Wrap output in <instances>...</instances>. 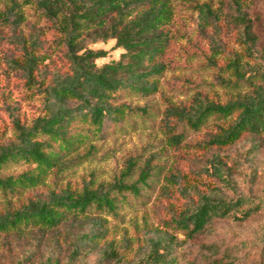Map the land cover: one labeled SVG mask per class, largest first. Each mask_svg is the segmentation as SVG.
Instances as JSON below:
<instances>
[{
  "label": "trees",
  "instance_id": "obj_1",
  "mask_svg": "<svg viewBox=\"0 0 264 264\" xmlns=\"http://www.w3.org/2000/svg\"><path fill=\"white\" fill-rule=\"evenodd\" d=\"M7 2L0 19L11 26L10 40L20 52L8 60V66L42 98L41 114L29 125L13 117L14 139L0 145V198L6 202L5 207L0 206V243L8 255L7 264H178L181 242L167 233L148 238L137 258L130 257L129 243L101 245L107 237V217L118 218L120 202L128 203L124 192L141 196L139 184L147 185L153 171L150 163L130 184L124 178L133 172L132 162L123 178L109 185L91 181L80 192L54 187L46 194L28 197L19 207H13L10 200L45 186L49 175L58 176L93 158L95 142L107 134L109 124H119L127 114L128 107L118 104L122 94L149 96L158 90L170 46L172 0H35L58 34L57 44L64 49L68 64L66 71L50 78L45 70L48 55L42 51L39 34L16 32L25 22L20 0ZM233 4L232 17L242 27L245 51L254 56L258 40L252 34L248 13L242 0H233ZM109 41L121 50L120 57L98 65L108 52L91 46ZM240 64L237 57L231 60L236 79L226 83L234 87L244 80ZM254 78L261 83L251 92L226 102L197 95L189 105L171 107L168 115L193 131L210 120H222L205 146L224 148L245 138L250 152L257 151L264 135V71ZM181 136L173 135L171 140L179 144ZM21 163L29 166L18 174L5 173ZM202 172L214 181L205 184L204 190H196L195 197L185 190L183 209L169 221L186 239L205 233L216 220L241 224L264 213V195L239 192L238 182L220 153L208 160ZM67 222L77 223L78 228L65 240L63 252L56 233ZM49 233L52 245L40 253V242ZM26 237H31L30 242L22 248ZM241 247L254 251L259 264L264 261V222ZM242 260L233 248L212 242L202 243L198 255L187 264H243Z\"/></svg>",
  "mask_w": 264,
  "mask_h": 264
},
{
  "label": "rangeland",
  "instance_id": "obj_2",
  "mask_svg": "<svg viewBox=\"0 0 264 264\" xmlns=\"http://www.w3.org/2000/svg\"><path fill=\"white\" fill-rule=\"evenodd\" d=\"M242 1L252 34L258 40L254 56L246 53L241 39L242 27L232 17L233 0H172L173 18L168 25L170 46L163 59L166 70L159 79L158 90L149 96L122 94L118 104L128 107L127 114L119 124H109L107 134L95 142L97 150L93 158L58 176L49 175L45 186L31 190L21 198H11L12 206L19 207L28 197L46 194L54 187L80 192L91 181L94 185H109L123 178L132 162L133 172L124 178L130 184L138 180L141 169L150 163L153 171L147 185L139 184L141 196L136 198L124 192L128 203L120 202L118 218L107 217V237L101 245L129 243L130 257L137 258L148 238L167 233L181 242L177 249L178 264H187L190 258L198 255L202 243L212 242L239 252L243 264H259L258 255L241 247V243L264 222V213L241 224L216 220L209 230L193 239H186L182 232L169 225L183 209L186 193L195 197L196 190H204L205 184L214 181L202 169L217 153L227 162L238 182L239 192L264 195V135L259 150L253 152L248 149L245 138L224 148L205 146L222 120H210L200 130L193 131L177 117L168 115L171 107L189 105L197 95L208 101L226 102L251 92L261 83L254 77L264 71V0ZM20 2L25 22L16 32L39 34L42 51L48 55L45 62L48 78L56 72L66 71L68 64L64 49L57 44L58 34L41 15L35 0ZM7 5V0H1L0 10ZM11 29L0 19V145L14 139L13 117L29 125L42 112L41 96L26 86L19 72L8 66V60L20 53L19 47L10 40ZM91 48L108 52L107 57L97 61L98 65L118 59L121 54V50L114 47V41L97 43ZM236 57L241 63L244 80L234 87L226 81L236 79L230 67L231 60ZM173 135H182L179 144L171 140ZM28 166L26 163L14 165L5 173L18 174ZM5 203L0 198V206L5 207ZM77 228V223L67 222L57 230L63 252L65 240ZM52 236L49 233L42 238L40 253L52 245ZM30 238L21 241L22 248L27 247ZM1 243L0 264H7L8 255L5 256ZM94 256L96 254L93 259Z\"/></svg>",
  "mask_w": 264,
  "mask_h": 264
}]
</instances>
